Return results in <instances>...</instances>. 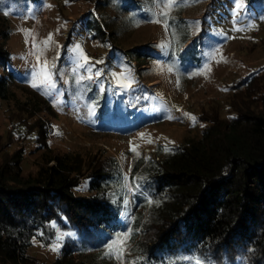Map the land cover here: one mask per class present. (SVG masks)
I'll list each match as a JSON object with an SVG mask.
<instances>
[{
    "label": "trees",
    "instance_id": "16d2710c",
    "mask_svg": "<svg viewBox=\"0 0 264 264\" xmlns=\"http://www.w3.org/2000/svg\"><path fill=\"white\" fill-rule=\"evenodd\" d=\"M89 1L99 10L97 19L91 15L96 38L109 54L120 50L122 63L130 68L133 62L156 56V48L145 45L121 49L118 32L110 30L106 9L113 6L111 1L125 8L126 0ZM138 15L135 22H142V14ZM174 30L178 32L179 27ZM1 34L4 39L6 33ZM186 37L183 34L177 45L179 58L175 62L182 72L190 65V58L198 61L193 52L183 53ZM10 62L1 41L3 102L12 98L14 77L12 71H6ZM128 71L134 83L126 90L116 88L110 104L105 71L98 79L103 92L94 86H70V95L81 101L87 115V108L93 106L91 118L103 131L129 134L153 120L158 124L160 116L151 114V107L158 108L156 112L169 111L158 104L147 105L154 102V95L140 83L137 72ZM65 101L74 102L70 98ZM226 104L224 118L219 112L211 120L201 118L204 127L197 135L170 144L168 152L156 150L137 160L128 175L131 187L139 185L133 195L122 188L124 175L113 159L64 153L54 155L36 174L22 177L19 152L9 158L3 156L0 264H30L27 250L33 241L48 246L58 230L73 235H66L71 245L63 244L53 264H83L75 263L73 254L102 250L129 227L133 229L132 246L125 260L136 264H195L196 258L202 264H264V70L240 81ZM81 180L87 181V197L75 195ZM127 196L134 211L141 209L130 221L122 215L126 208L122 201Z\"/></svg>",
    "mask_w": 264,
    "mask_h": 264
},
{
    "label": "rangeland",
    "instance_id": "374dc122",
    "mask_svg": "<svg viewBox=\"0 0 264 264\" xmlns=\"http://www.w3.org/2000/svg\"><path fill=\"white\" fill-rule=\"evenodd\" d=\"M111 2L114 4L106 9V13L110 30L118 32L122 41L121 49L145 45L150 49L156 48V56L142 63L133 62L130 68L131 65L122 63L120 50L114 49L109 54L103 42L96 38L93 19H97L99 10L89 0H68L67 3L65 0H0V42H4L11 60L6 71H12L14 77L13 85L10 86L11 100L0 101V162L3 156L9 158L19 152V172L22 177L36 174L54 155L64 153H78L85 158L94 155L105 161L113 159L121 173L129 175L133 164L140 158L144 159L156 150L164 151L165 145L178 144L197 135L203 128L200 124L204 125L201 118L211 120L218 112L224 118L228 113L226 103H229L238 83L248 75L264 70V0H246V14H241V21H234V0H190L188 5L171 13L173 19L169 23L174 27L167 33L162 25L149 22L152 12L156 10L154 0H126L125 8L116 1ZM139 13L143 21L135 22ZM134 14L136 17H133ZM245 15L246 18H243ZM101 22L99 20L97 24L101 25ZM197 22L199 31L194 27ZM249 23L255 27L247 28ZM234 24L236 28L245 30L234 31ZM175 27H179L178 32L174 30ZM22 29L35 33L37 41L46 39L50 33L53 35V43L44 53L42 61L48 60L55 65L52 68V78L56 83L54 98L59 101L55 106L53 97L42 95L27 82L36 60L30 55L32 45L25 43V36L20 31ZM172 31L178 33L176 43H171ZM1 33H6L4 39ZM72 34L75 36L71 40ZM183 34L188 40L183 53L198 55L197 62L192 58L188 60L190 65L184 72L179 63L175 64L179 58L177 45ZM166 42L169 47L162 49L160 45ZM77 45L89 58L86 67L93 68L92 73L80 69L81 75L94 76L96 70L105 71L108 80L106 99L109 104L118 88L112 74L118 75L122 71L128 73L129 69H133V72L138 73L140 83L147 87L146 91L154 95V102H148L147 105L163 104L169 111L156 112L158 108L151 107V114L160 116L156 119L158 124L153 120L152 124L129 134L97 128L91 118L93 114L87 115L81 101L69 92L70 86H101L95 78L76 84L72 71V50ZM187 46L192 47L188 50ZM168 54H172L169 60ZM212 55L216 56V60L223 57L227 63H217L211 59ZM96 61L103 63L97 64ZM206 63L211 68L210 72L191 75L204 71ZM169 67L173 69L171 72L168 71ZM2 75L3 69L0 68V77ZM67 98L74 102L65 101ZM183 113L194 116L196 123L193 125ZM168 115L177 119L168 120ZM139 133H144V137L141 138ZM149 140L154 142L148 143ZM130 141L133 146H139V157L129 151ZM127 193L133 195L135 192ZM75 195L89 196L87 181H80ZM122 205L126 207L123 212L128 213L129 221L134 213L141 210L134 211L128 196L123 198ZM58 235H62L63 239L58 241ZM66 241V233L58 230L54 242L48 246L33 242L27 250L30 264H53L60 257L63 244L66 246L70 242ZM57 243L60 245L58 251H51ZM131 246L132 242L129 241L128 253ZM104 251L105 247L99 251L86 250L73 254L72 259L75 263L83 264H116L114 260L104 257Z\"/></svg>",
    "mask_w": 264,
    "mask_h": 264
},
{
    "label": "snow or ice",
    "instance_id": "6c2138e0",
    "mask_svg": "<svg viewBox=\"0 0 264 264\" xmlns=\"http://www.w3.org/2000/svg\"><path fill=\"white\" fill-rule=\"evenodd\" d=\"M67 3L68 0H65ZM190 0H154L155 3V8L156 10L152 12V19L149 21L154 24H160L163 26L165 29L166 33L170 32L171 29L174 27V25L170 24L169 21L173 19L171 17V13L182 7L188 5ZM191 2H198V0H191ZM48 7H51L50 5H47ZM242 13L246 14V0H234V8H233V18L234 21H241L242 19ZM7 14V13H5ZM246 18V15L245 17ZM64 25H61L63 27ZM196 31H199V23L194 26ZM247 28H254L255 25L249 23ZM234 31H242L245 29H240L236 28L234 24ZM22 34L25 36V43H31L32 45V50L30 52V55L35 57L36 63L32 67V71L29 75L28 78V84L30 87H32L34 90L39 91L42 95L48 96V97H53V103L54 106L59 104L58 100H55L54 98V93L56 90V83L53 81V73H52V68L55 67L54 64L50 63L48 60H43L42 57L44 56V53L48 50V48L52 45L53 43V35L50 33L48 37L44 40L37 41V38L35 36V33L31 32L30 30L22 29L20 30ZM59 31V30H58ZM172 41L171 43H176L178 42V33L172 31ZM162 49H166L169 47V43H163L160 45ZM73 64L74 67L72 69L73 75L76 78V84L80 85L82 81L88 80V81H93L94 78L98 81L99 77L102 75V70H96L93 75H88L84 76L80 74V69H84L88 73L93 72L92 67H86L89 63V58L84 54L83 50L80 48L79 45H77L73 50ZM216 52H219V49H216ZM58 58V57H57ZM212 60H216V56L212 55L211 56ZM82 61V62H81ZM217 63L224 62L227 63V61L221 57L219 60H216ZM97 64L103 63V61H96ZM173 69L171 67L168 68V71L171 72ZM211 68L209 65L206 63L204 65V71L201 72H195L192 73V76L196 75H205L206 72H210ZM114 79L117 81V87L121 89H128L131 88L132 84L134 81L130 78V73H126L122 71L118 75L113 73L112 74ZM191 78V77H190ZM177 85L179 86V81H177ZM100 91L103 92L104 88L103 85L101 84L100 86ZM164 105L161 104V108H163ZM93 106L89 105V114H94L92 111ZM177 111H180L177 109ZM183 116L192 121L193 125L196 123V118L194 116H191L189 113H183ZM168 120H173L177 119V117H174L172 115H168L166 117ZM200 127H204L203 124H200ZM59 135V133H57ZM144 133H139V136L141 138L144 137ZM154 141L149 140L148 143H153ZM169 143H172L169 141ZM130 148L129 151L133 152L137 157H139V152L137 151V146H133L131 141L129 142ZM164 151L168 152L170 149L165 145ZM138 179H143V178H138ZM122 188L126 190L127 192H134L135 190H138L139 185L136 186V189L133 187L129 186V179L128 175L126 174L123 177V184ZM127 201H125V205H127ZM158 203V202H157ZM148 204L152 205L153 201L151 199L148 200ZM123 216L127 217L128 213L125 211L122 213ZM132 220L135 219V217H131ZM133 234V229L129 227L126 231L117 233L113 239H111L105 246V251L103 253L104 257H107L109 259H112L116 262V264H136V262H129L125 260V257L128 255V244L131 239V236ZM66 235H73L71 233H68ZM63 239L62 235L57 236V240L60 241ZM35 242V240L33 241ZM60 245L57 243L54 245L50 250L51 251H58ZM195 264H202L201 260L199 258L195 259Z\"/></svg>",
    "mask_w": 264,
    "mask_h": 264
}]
</instances>
